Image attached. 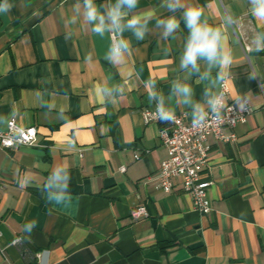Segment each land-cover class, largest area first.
Returning <instances> with one entry per match:
<instances>
[{
  "label": "crops",
  "instance_id": "1",
  "mask_svg": "<svg viewBox=\"0 0 264 264\" xmlns=\"http://www.w3.org/2000/svg\"><path fill=\"white\" fill-rule=\"evenodd\" d=\"M110 2L96 0L102 10ZM184 2L202 8L210 24L233 18L226 29L234 53L225 73L227 101L251 109L233 130L236 142L208 139L203 176L213 184L207 215L194 209L178 180L169 193L155 188L166 149L160 125L144 124L141 115L155 108L149 80L167 97L172 81L186 75L179 69L188 35L181 13H175L180 30L167 40L155 20L142 41L125 32L132 54L113 65L105 59L112 34L98 36L82 21L66 28L75 0H9L13 7L0 14V115L10 119L15 111L19 125L36 127L37 141L0 149V264H264V52L249 51L264 21L250 14L248 0ZM159 4L139 0L134 14L173 15ZM66 30L74 32L71 40ZM105 82L124 90L115 103L101 104L95 96ZM187 82L201 100L207 82L195 75ZM37 93L53 110L41 106ZM170 104L176 114L190 111ZM60 108L64 119L57 116ZM69 143L75 147H64ZM61 163L70 166L69 201L57 205L34 186L19 187L25 173L43 185ZM138 206L148 216L134 220ZM32 219L31 243H17L21 226Z\"/></svg>",
  "mask_w": 264,
  "mask_h": 264
},
{
  "label": "clouds",
  "instance_id": "2",
  "mask_svg": "<svg viewBox=\"0 0 264 264\" xmlns=\"http://www.w3.org/2000/svg\"><path fill=\"white\" fill-rule=\"evenodd\" d=\"M250 14L258 21H264V0H248ZM139 0H114L108 3L103 10L97 5L96 0H75L71 6V15L66 19V28L77 25L81 21L90 27L91 31L103 37L106 33L113 34L111 44L105 54V59L113 65L126 63L127 57L132 54L131 40L124 35L130 32L137 41L144 40L151 29L150 23L155 20V28L163 40L174 37L180 30V20L175 13L180 12L184 27L188 35L184 41L180 55L179 69L186 73L183 79L173 80L167 97L156 88V82L149 80L146 83L147 97L150 104L155 105L156 118L165 123H174L177 119L175 108L170 102L174 101L177 107L190 111L185 116H191L194 128L203 127L209 122H222L226 107V97L222 90L217 88L222 84L225 73L234 63L233 49L229 43L227 27L234 23L230 16L223 18L220 25L210 24L204 17V11L197 5H186L184 0H160L159 8L166 9L173 15L157 19V10L134 14ZM13 5L9 0L0 2V14L7 13ZM73 31H65V39L71 40ZM165 49V53H168ZM249 51L264 52V30L253 34ZM88 60L91 57H87ZM203 62V64L201 63ZM218 69L214 78L213 69ZM195 75L200 82H207L202 99H194V89L187 81ZM254 78V76H253ZM123 88L118 84L107 82L95 87V96L101 104L115 103L118 95L123 94ZM37 99L42 107L53 110L54 106L43 100V94L37 93ZM238 103H243L237 98ZM11 116L14 118L16 112ZM59 119L65 118V111L60 108L57 112ZM9 122L8 116L0 115V125ZM22 133L15 130L14 138L19 139ZM67 149L75 146L71 143L65 145ZM21 189L36 187L41 193H47L48 200L55 204H63L71 199L69 184L71 182L70 166L57 164L53 166L43 185L35 184L30 174H23L18 178ZM37 227V220H25L21 226L23 236L17 237V243H31V235Z\"/></svg>",
  "mask_w": 264,
  "mask_h": 264
},
{
  "label": "built area",
  "instance_id": "3",
  "mask_svg": "<svg viewBox=\"0 0 264 264\" xmlns=\"http://www.w3.org/2000/svg\"><path fill=\"white\" fill-rule=\"evenodd\" d=\"M115 36L112 34V39ZM225 93L226 107L222 122H209L203 127L194 128L192 119L185 114H176L174 123L161 122L156 118L154 109H142L141 115L144 124L158 123L160 125L159 138L166 149V157L160 162L156 175L155 188L165 193L173 190L175 181H179L180 189L191 197L194 209L202 215L212 210L208 191L213 184L205 178L204 170L208 164L210 146L208 139L218 142L232 143L237 141L234 128L243 123L249 113L250 107L244 105L242 110L227 101L228 86L226 78L217 87ZM22 133L19 139L14 138L15 130ZM37 141L35 126H21L15 118H10L8 124L0 128V149H10L21 145H34ZM124 170V167L121 168ZM144 206H138L131 212L132 219L147 217Z\"/></svg>",
  "mask_w": 264,
  "mask_h": 264
}]
</instances>
